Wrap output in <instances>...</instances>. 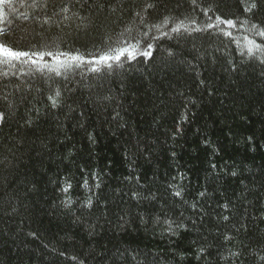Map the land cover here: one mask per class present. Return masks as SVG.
Here are the masks:
<instances>
[{
    "label": "trees",
    "instance_id": "16d2710c",
    "mask_svg": "<svg viewBox=\"0 0 264 264\" xmlns=\"http://www.w3.org/2000/svg\"><path fill=\"white\" fill-rule=\"evenodd\" d=\"M259 31L264 0L0 3L29 53L0 63V264H264Z\"/></svg>",
    "mask_w": 264,
    "mask_h": 264
},
{
    "label": "snow or ice",
    "instance_id": "6c2138e0",
    "mask_svg": "<svg viewBox=\"0 0 264 264\" xmlns=\"http://www.w3.org/2000/svg\"><path fill=\"white\" fill-rule=\"evenodd\" d=\"M4 0H0V3H3ZM193 3H195V0H193ZM241 3H245V0H241ZM150 7V6H149ZM256 5L253 3L250 6H245L244 7V11L245 12H250L252 11L253 8H255ZM217 23L218 24H227L228 26H233V21L231 19L228 20H221L220 17H217ZM209 27H213V25H209ZM253 28L256 27V25H252ZM258 35L264 37V31H259L257 33ZM230 35V34H228ZM249 44H251L253 46V48H259L260 45L255 44L254 41H248ZM134 49L129 50V48H117L115 50H110L109 54H105L102 55L100 57L101 61H107V60H119L121 56H123L125 53L128 54V56L131 58L133 56L134 53ZM249 53H252V48H249ZM29 53L27 52H23V51H16L14 49H12L11 47L0 43V63H9L13 60H20L22 57L28 56ZM43 55V54H41ZM48 55H52V53H48ZM63 55V53L61 54ZM145 55H151V53H145ZM73 60H78L80 59V57L78 56H73L71 57ZM57 96L59 95V93L56 94ZM49 99L52 101L53 106H55L57 104V100L54 97H49ZM177 195H179V193H176ZM225 219H227V217H225Z\"/></svg>",
    "mask_w": 264,
    "mask_h": 264
}]
</instances>
